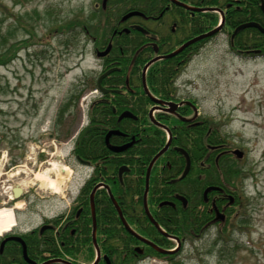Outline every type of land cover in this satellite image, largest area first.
I'll return each instance as SVG.
<instances>
[{
	"label": "rangeland",
	"instance_id": "1",
	"mask_svg": "<svg viewBox=\"0 0 264 264\" xmlns=\"http://www.w3.org/2000/svg\"><path fill=\"white\" fill-rule=\"evenodd\" d=\"M95 1L100 2L0 0V180L8 177L5 185L23 190L40 185L35 191L46 194L51 186L35 175L53 163L70 169L62 181L70 191L87 179V168L70 153L71 138L87 124L89 87L100 68L81 31L84 22L99 14ZM78 21L82 25H75ZM226 39L220 34L195 54L177 84L180 94L198 101L221 138L243 152L235 160L240 170L236 194L241 195L236 212L224 225H208L202 236L186 237L171 257L134 264H264V57L234 55ZM6 160L12 166L8 176L3 173ZM48 176L55 179V171ZM31 194V204L17 202L16 224L9 233L32 230L40 214H58L71 205L67 196L42 200Z\"/></svg>",
	"mask_w": 264,
	"mask_h": 264
},
{
	"label": "flooded vegetation",
	"instance_id": "2",
	"mask_svg": "<svg viewBox=\"0 0 264 264\" xmlns=\"http://www.w3.org/2000/svg\"><path fill=\"white\" fill-rule=\"evenodd\" d=\"M148 1V7L145 8L144 11L141 9V0L95 1L93 8L99 13L98 15L104 22H97L94 25L96 27L95 31L91 33L86 26H82V30L92 45V51L99 62L100 68L98 73L93 77V84L89 87L91 89V97L87 109V124L77 132L76 137L74 136L71 138L74 143L70 153V156L74 159V161H78L81 166L87 168L86 170H88V172L85 174L87 179H85L82 183L80 189L78 188L76 191H70L69 188L62 183V189L60 192H54L52 189H48L46 194L42 195L35 191L38 188H42L40 185H36L32 190H23L20 188L19 194L15 195V189L18 187L5 185V181H9L8 177L0 180L2 182L0 204H6L13 209H19L16 207L17 202L23 199L26 201L23 205L27 203L31 204V202H33V199H31L33 194H31V192H35L42 200H65L67 196L69 200L66 199L65 202L71 204L69 207H66L65 211L58 214L54 213L50 216L43 213L40 214L41 221L38 226L32 228V230L27 229L19 234L11 232L3 236L0 239V253L3 252V247L6 242L13 241L18 243L22 248V263L42 264L50 260H55L49 264H74V257L76 254L73 249L76 246L77 239H82L84 237V239L79 242V248H81L83 243L86 242V238L90 237L91 244L94 249V258L88 264H92L96 259V249L99 251V260L97 264H111L107 251H105L106 248H103V239H101V242L99 241L96 200L98 201V199L101 198L105 201L109 200L114 206L112 202L113 198L119 208L124 222L127 224L130 231L124 227L118 215L120 224L129 235L134 237L136 242V244H133L132 247L134 257L136 258L135 260L139 261L143 258H147L149 256L147 250L149 247H152L136 238L132 232L154 243L158 247H163L142 230L141 227L145 226L141 224V220L136 218L134 219L135 222L133 221L132 224L126 221L116 197L112 193L108 181L104 178H101L100 180L95 178L98 164L92 162L91 160H80L74 152L79 134L84 128L87 126L89 127L92 123L91 121H93L91 118V109L94 107L106 109V106H109L113 112L119 111L116 116L117 121H121L122 119H133L136 121L140 118V110H143L145 111V116L148 118L150 124L155 126L160 124L159 126L166 130V143L169 141V146L171 145L170 147L173 148L172 150L180 154L181 162L183 161L181 169L178 170L179 174L176 176L172 174L170 179L166 180L169 184H176L175 187H171L168 184H162L159 186L170 193L168 197H170L169 201L172 202L168 204L173 205L174 202L177 204L179 203L183 208H186L191 204V206L194 207L192 208V211H194L197 216L202 217V219L206 221L205 223H207V226H213L215 224L224 225L227 222L228 217L231 219V216H234L236 212L235 204L237 203V198L241 197V195L237 196L236 194L237 176L235 160L237 159V156L233 153L235 148L226 143V141L221 138V134L218 132V129L211 125L210 121L203 116L200 111L198 101L195 98L179 93V85H176V78L171 85L170 94L173 95L172 98L168 100L160 99L155 95L153 86L151 87L148 83L147 70L145 71V74H143V69L145 65L153 59L155 60L150 65L177 56L180 58L171 61L167 67L172 68L174 64L176 69L181 66H184L185 68L195 54L199 53V51L202 50L209 42L222 33L226 36V40L229 42V48L233 54L243 58L264 56V52H261L260 49H248L241 46L238 47L234 43L235 36L240 31H244L246 29H256L264 35L259 28L247 27L239 30L232 37L234 29L242 23L255 22L261 27H264V13L261 8V3L262 1L264 3V0H258V6L261 13L260 20L249 19L250 16L248 14L251 12V5L246 2L240 6L233 5V2H228L224 4V6H220L205 4L204 0H199L197 2L177 0L179 2H184L191 8L200 9L199 11H195L193 9L184 8L172 0H162L159 4L153 2V0ZM231 10H239L240 13H245L247 16L243 21L234 27L229 29L226 26H222L216 34L210 36L209 38L191 43L175 56L164 58V56L177 50L194 37L207 33L217 27L221 21L222 15L225 25L226 16L234 14V11L232 12ZM127 15L129 16L126 17ZM194 21L197 22L201 31H204L205 29L206 31L198 35H194V33L193 35H190L189 33L193 32L192 30H195ZM214 21L216 22L213 25L212 23ZM126 36H128L129 39H126ZM139 53L140 57L137 60ZM140 59L146 60V63L143 64L141 69ZM161 66L162 64L160 67ZM168 88H170V86ZM142 95L147 97L151 103L148 102L146 105H142L140 100ZM160 102L170 103V105L173 106ZM124 112L130 113L131 116L119 118ZM158 117L162 118L163 121L158 120ZM146 127L149 126L145 122L142 129L146 130ZM205 127H207L206 132H204ZM140 128L141 126L138 127V130ZM114 135L123 137L125 141L121 144L112 143L110 139ZM207 136L210 138V141H208L205 146L204 141ZM216 138L220 140H216ZM173 141L174 144H172ZM103 142L107 150L113 154H121L134 145L137 142V139L136 135L127 137V134L118 129H110L109 131L107 130L104 132ZM189 144L190 146H188ZM109 146L126 147L122 151H113L109 148ZM205 148L208 150L204 151ZM181 150H183L186 155ZM151 160L145 170L142 200L140 205L138 204L137 207L140 206V208L143 209L142 213L144 217L148 223L155 227L157 233H159L160 236L169 239V245L172 246L169 249L178 247V242L179 248H181L186 240V236L183 234L168 233L155 220L154 216L157 212H162L164 206H156L154 201L150 200V178L152 176L153 165L156 162L155 161L153 163L148 172ZM167 162H174V168L178 169V165L173 157ZM36 163L37 161L33 163V166H35ZM3 164V173L8 176V171L12 169V166L9 167L10 162L7 160ZM186 168L187 172L184 176H182ZM129 170V166L124 164L121 165L117 170V179L121 182L123 174ZM188 179L190 180L187 182ZM86 186L87 188L89 187L88 194L82 195V191ZM187 190H190L193 194H188ZM196 191L199 192L198 196H200L202 201L209 204L210 209L208 208V211L205 208L207 205L200 203L198 196H194V192ZM70 193H73V196H71ZM111 195L112 198L110 197ZM182 198L185 201H183ZM145 206L150 216L157 222L164 233L157 229L150 221L146 213ZM205 211L208 213V217H210V219L208 217V219L206 218ZM31 213L33 214L34 212L32 211ZM93 219H95L96 246L93 242ZM203 230L205 231V228ZM65 233H67V236L70 239L69 244L70 248H72L70 256L64 254L66 242L63 241L62 238ZM86 233L88 234L86 235ZM13 237H20L23 242L25 240H31V243L33 245H38L37 249L41 251L46 250V240L51 237L56 240V252L53 254L54 256L50 255L49 252H44V254H40V256H43V259L40 260L39 256L38 258L28 257L26 251V259L23 255L22 244L13 239ZM106 240L107 236L104 238V241ZM2 242H4L3 246H1ZM27 242L30 243L29 241ZM26 243L24 242L25 250L27 246ZM69 244L67 247H69ZM84 249L85 247L82 248V252H80V254L83 253Z\"/></svg>",
	"mask_w": 264,
	"mask_h": 264
},
{
	"label": "trees",
	"instance_id": "3",
	"mask_svg": "<svg viewBox=\"0 0 264 264\" xmlns=\"http://www.w3.org/2000/svg\"><path fill=\"white\" fill-rule=\"evenodd\" d=\"M185 1L197 2L199 0ZM204 1L205 4L208 5L220 6H224V4L228 2H233V5L240 6L246 2L247 4L251 5V12L248 14L250 16L249 19L260 20L261 18L258 0ZM148 2V0H141V9L143 11L145 10V8L148 7ZM153 2L159 4L160 2H162V0H153ZM231 11H234V14L231 16H226L225 25L223 24V26H226L229 29L239 24L247 16V14L245 13H240L239 10ZM97 22L103 23L104 21L99 15H92L88 21L83 23V25L82 23H80V21H78L75 25L85 26L86 24L87 29L91 33L96 29V27L92 26L91 24H96ZM215 22L216 21H214L212 24L214 25ZM194 27L195 30H192L193 32H190V35H193V33L194 35H198L206 31V29L204 31H201V28L198 27L197 22L195 21ZM81 31H83L82 27ZM125 38L129 39L128 36H126ZM234 43L238 47L241 46L246 47L248 49H260L261 52H264V35L258 32L256 29H246L244 31H240L235 36ZM3 55L4 53H1L0 58L3 57ZM139 57L140 53L139 56H137V60L139 59ZM178 58L180 57H172L171 59L152 64L147 69L148 83L151 87L153 86L155 95L160 99L168 100L173 96L172 94H170L172 82H174L177 75L184 69V66H181L180 68L176 69L174 64L172 68L167 67V65L171 61L177 60ZM145 61L146 60L140 59V69L143 64L146 63ZM161 64L162 66L160 67ZM169 86L170 88H168ZM140 100L142 105H146L148 102L151 103V101H149L148 98L143 95L141 96ZM117 113H119V111L113 112L111 110V107L109 106H106V109L100 107L92 108L91 118L93 119V121H91L92 123L89 127L87 126L86 128H84L79 134L76 146L74 148V152L80 160H91L92 162L98 164L95 178L98 180L104 178L108 181L112 193L116 197V200L119 204L120 209L123 212L126 221L132 224L134 219L138 218L139 220H141V224L145 226L141 227L142 230L147 235L156 240L158 243H160V245L163 246V249H169L172 247L171 245H169V239L160 236V234L157 233L155 227L147 222L146 218L142 213L143 209H141L140 206L137 207L138 204L140 205L142 200L146 167L151 158L165 145L166 130L160 127L159 125L155 126L153 124H150L148 118L145 116V111L143 110H140V118L136 121L133 119H122L121 121H117ZM158 120L163 121V119L159 117ZM145 122L149 126L146 127V130L142 129ZM140 126L141 128L138 130V127ZM206 128L207 127H205L204 132H206ZM110 129H118L121 132L127 134V137L136 135L137 142L124 153L113 154L112 152L107 150V148H105L103 142L104 132L107 130L109 131ZM216 140L220 139L216 138ZM110 141L114 144H121L125 140L121 136L114 135L111 137ZM208 141H210V138L207 136L205 137L204 141L205 146L207 145ZM172 144H174V141ZM170 146L154 163L152 176L150 178V200L154 201V204L156 206H164L162 212H157L154 216L155 220L168 233L180 235L183 234L186 237L202 236L204 231L203 229L207 227V223H205L206 221L203 220L202 217L197 216V214L192 211V208L194 207L190 204L186 208H183L179 203L177 204L175 202L173 203V205L168 204L172 202L169 201L170 197H168L170 193L159 187L162 184H168L171 187H175L176 184H169L166 182V180L170 179L172 174L175 176L178 175V170L181 169L183 163V161L181 162L180 154L172 150L173 148ZM188 146H190V144ZM207 150L208 149L205 148L204 151ZM172 157L177 163L178 169L174 168V162H167L168 160H171ZM123 164L129 166L130 170L123 174L122 181L120 182L117 179V170ZM239 173L240 170L236 168L237 177ZM189 180L190 179H188L187 182ZM87 186L85 188L83 187L84 189L82 191V195L88 194L89 187L87 188ZM187 193L193 194V192H190V190H187ZM198 194V191L194 192V196H198ZM102 199L103 198L98 199V201L96 200V213L98 215V233L100 239L99 241L101 242V239H103V248H106V250H104L107 251L108 257L111 260V264H134L136 258L134 257L132 247L133 244H136L135 239L134 237L129 235L127 231H125L124 228L121 226L120 219L112 203L109 200L105 201ZM198 200L200 203H204L205 205H207V207L203 205L207 211L208 208L210 209L209 204L203 202L200 196H198ZM205 213L207 218L208 213L206 211ZM208 218L210 219V217ZM87 234L88 233H86V235ZM106 236L107 240L104 241V238H106ZM82 239H84V237ZM82 239H77L76 246L73 249L76 254L74 257V264H78L80 262L82 264L90 263L93 260L92 258L94 257V249L91 244L90 237L86 238V242H84L83 246L79 248V242ZM62 240L66 242V249L64 250V254L70 256L72 248H70V239L67 236V233L64 234ZM27 241H29L30 243H28ZM27 241L25 240L24 242H27L26 251L28 257L38 258L39 256L40 260H42L43 256H40V254H44V252H49L50 255H53L56 252V240L51 237L46 240L45 251L37 249L38 245H33L31 243V240ZM68 244L69 247H67ZM83 247H85V249L83 250V253L80 254V252H82ZM3 248V252L0 253V264H26L22 263V248L18 243L8 241L5 243ZM147 251L149 256L155 258H169L173 254L159 253L150 247Z\"/></svg>",
	"mask_w": 264,
	"mask_h": 264
},
{
	"label": "water",
	"instance_id": "4",
	"mask_svg": "<svg viewBox=\"0 0 264 264\" xmlns=\"http://www.w3.org/2000/svg\"><path fill=\"white\" fill-rule=\"evenodd\" d=\"M172 1H174L176 4H179V5L183 6V7L190 8V7H188L186 4L181 3V2H179V1H176V0H172ZM261 8H262L263 13H264V3H263V1H262V3H261ZM193 10H200V9L194 8ZM128 16H129V15H127L126 17H128ZM222 24H223V15L221 16V22H220V24H219L217 27H215L214 29H212L211 31H209V32H207V33H204V34H202V35H199V36H197V37H194L193 39L189 40V41L186 42L184 45H182L181 47H179L177 50H175V51H173L172 53H170V54L164 56V58H169V57L175 56L176 54H178L179 52H181V51H182L186 46H188L189 44L194 43V42H196V41H198V40H201V39H203V38H207V37H210V36L216 34V33L221 29ZM247 27H257V28H259V30H260L261 32L264 33V27H261L259 24L255 23V22H246V23H242L241 25H239L238 27H236V28L234 29L233 34H232V37H233V36H234L239 30L244 29V28H247ZM141 29H142V28H141ZM154 60H155V59L151 60L149 63H147V64L145 65V67H144V69H143V74H145L146 68H147V67H148V66H149ZM144 87H145V85H144ZM158 102H159V101H158ZM160 103H164V102H160ZM164 104H166V105H170V103H164ZM170 106H173V105H170ZM125 116H131V115H130V113H128V112H124L122 115H120L119 118H121V117H125ZM159 125H160V124H159ZM168 146H169V141H168V142L166 143V145H164V147H163L162 149H160V150L156 153V155L152 158V160H151V162H150V164H149V167H148V172H149L151 166L153 165V163L157 160V158H158L160 155L163 154V152L168 148ZM125 147H126V146H120V147H112V146H109V148H110L111 150H113V151H122V150L125 149ZM181 151L186 155V153H185L183 150H181ZM233 153H234L238 158H241L242 155H243V152L240 151V150H238V149H235V150L233 151ZM186 172H187V168L185 169V171H184V173L182 174V176H184ZM146 191H147V187H146ZM146 191H145V196H146ZM18 194H19V190H17V188H16V189H15V195H18ZM110 197L112 198V195H111ZM182 200L185 201L183 198H182ZM112 202H113V204H114V206H115V208H116V210H117V212H118V215H119V217H120V219H121V221H122L124 227H125L127 230H129V228L127 227V224L124 222V219H123V217H122V214L120 213V210H119V208L117 207L116 203L114 202L113 198H112ZM144 202H145V199H144ZM145 210H146V213H147V215H148L150 221L156 226L157 229H159L160 231H162V229H161L160 226L157 224V222H156V221L150 216V214L148 213L146 206H145ZM129 231H130V230H129ZM162 232H163V231H162ZM132 233H133V235H135L136 238H138L139 240L143 241L144 243L150 245L153 249H155L156 251H158V252H160V253H167V254L174 253V252H176L177 249L179 248V242H178V244H177L178 247H176L175 249H172V250H170V249H163V248H161V247H158V246L155 245L154 243H152V242H150V241H148V240L142 238L141 236L137 235L136 233H134V232H132ZM163 233H164V232H163ZM13 239L19 241V242L22 244V247H23V255H24V257L26 258V250H25V244H24L23 240H22L20 237H13ZM176 240H177V239H176ZM93 242H94V245L96 246V243H95V219H93ZM3 243H4V242L1 243V246H3ZM26 259H27V258H26ZM98 260H99V251L96 249V259L94 260V262H93L92 264H97ZM54 261H55V260H50V261L44 262V263H42V264H49V263L54 262Z\"/></svg>",
	"mask_w": 264,
	"mask_h": 264
},
{
	"label": "bare ground",
	"instance_id": "5",
	"mask_svg": "<svg viewBox=\"0 0 264 264\" xmlns=\"http://www.w3.org/2000/svg\"><path fill=\"white\" fill-rule=\"evenodd\" d=\"M51 170L56 173L55 179H50L49 173ZM63 171L65 176L60 173ZM71 171L69 168L53 163V168L46 169L43 172H38L35 175V179L39 181L42 185L51 186L52 191L60 192L61 184L64 178H67L70 175ZM20 187L17 188L19 190ZM20 191V190H19ZM19 208V204L16 205ZM14 209L10 207L0 208V236L12 230L13 226L16 224L14 218Z\"/></svg>",
	"mask_w": 264,
	"mask_h": 264
}]
</instances>
